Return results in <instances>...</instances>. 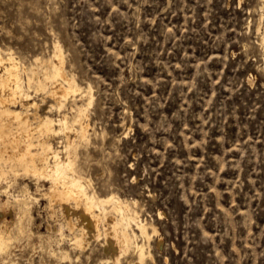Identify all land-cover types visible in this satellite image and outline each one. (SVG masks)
Here are the masks:
<instances>
[{
	"label": "rangeland",
	"instance_id": "1",
	"mask_svg": "<svg viewBox=\"0 0 264 264\" xmlns=\"http://www.w3.org/2000/svg\"><path fill=\"white\" fill-rule=\"evenodd\" d=\"M263 3L0 0L1 51L28 67L61 48L80 91L60 109L31 92L36 112L72 120L86 108V139L59 131L50 143L62 156L75 138L88 190L118 197L146 225L148 238H136L145 264H264ZM2 180L0 228L11 236L0 264H132V252L113 261L101 237L73 248L42 197L47 181Z\"/></svg>",
	"mask_w": 264,
	"mask_h": 264
},
{
	"label": "bare ground",
	"instance_id": "2",
	"mask_svg": "<svg viewBox=\"0 0 264 264\" xmlns=\"http://www.w3.org/2000/svg\"><path fill=\"white\" fill-rule=\"evenodd\" d=\"M49 58H35L30 66L25 67L12 52L0 50V181L8 175L17 176L19 173L34 178L37 187L41 179L47 181L49 186L44 189L42 197L50 208L57 206L66 219L67 227L73 233L70 239L73 248L83 251L92 239L101 237L103 252L113 261H117L120 255L132 252L135 256L132 264H145V258L151 255L146 254L136 238L137 234L148 238L146 225L118 197L109 195L100 198L88 190V181L75 168V138L67 136L62 156L50 143V138L59 131L67 134L73 131L74 137L86 139L88 123L85 118L88 115L83 106L75 108L72 120L65 114L53 119L36 112L37 102L31 92H45L60 109L70 96L74 97L80 91L74 78L65 71L59 45L54 46ZM90 103L91 100L88 105ZM31 109L33 112H30ZM8 196L11 197L10 193ZM10 199L21 205L23 213L27 214V203H22L21 197L12 194ZM26 199L35 198L28 194ZM17 228L21 229V226ZM59 229L62 230V225ZM10 236L9 232L0 228V251L7 247ZM58 238L65 237L62 233ZM66 253L64 260L68 257Z\"/></svg>",
	"mask_w": 264,
	"mask_h": 264
}]
</instances>
